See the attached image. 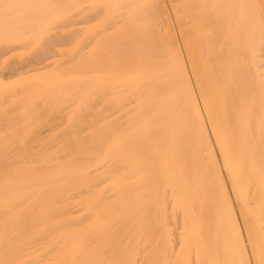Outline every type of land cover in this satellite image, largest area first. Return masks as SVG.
<instances>
[{
    "label": "rangeland",
    "instance_id": "1",
    "mask_svg": "<svg viewBox=\"0 0 264 264\" xmlns=\"http://www.w3.org/2000/svg\"><path fill=\"white\" fill-rule=\"evenodd\" d=\"M218 7L0 0V264H216L222 243L229 264H248L195 111L209 109L240 206L264 230V0L235 20L259 66L244 82L239 48L217 42ZM234 90L241 127L229 131Z\"/></svg>",
    "mask_w": 264,
    "mask_h": 264
},
{
    "label": "bare ground",
    "instance_id": "2",
    "mask_svg": "<svg viewBox=\"0 0 264 264\" xmlns=\"http://www.w3.org/2000/svg\"><path fill=\"white\" fill-rule=\"evenodd\" d=\"M84 1V0H83ZM98 1V0H96ZM138 1V0H137ZM168 1V0H166ZM172 1V0H171ZM245 0H219V7L217 10V14L213 17L214 18V24L216 27V34H217V42H221L222 40L224 41V38H226L229 43L230 46L235 47L237 46L239 55L238 60H237V66L238 69H240V71L243 74V78H242V82H244V79L248 77L249 73L254 70L255 68V72L257 74V77L260 78V74H259V70H258V65L255 62V53L253 48H251V46H248V27H247V23L245 24L244 21L242 24H237L235 22L236 18H239V9H240V5H242L244 3ZM252 1V0H251ZM107 2V1H106ZM81 3V2H80ZM102 3V2H101ZM108 3V2H107ZM116 3V2H115ZM170 3V2H169ZM175 3V2H173ZM137 4V3H136ZM257 4V3H256ZM88 5V4H87ZM91 5V4H90ZM96 5V4H95ZM170 5V4H169ZM175 5V4H174ZM246 5V2H245ZM254 5V4H253ZM164 6V5H163ZM134 7V6H133ZM172 7V6H171ZM246 7V6H245ZM254 7V6H253ZM83 8V5H82ZM80 8V9H82ZM91 8V7H90ZM168 8V7H167ZM166 8V9H167ZM207 8H209L207 6ZM117 9V8H116ZM253 9V8H252ZM137 10V9H136ZM79 11V10H78ZM251 11V10H249ZM210 12V9H209ZM239 12V13H238ZM161 13V12H160ZM86 14V13H85ZM114 14V13H113ZM254 14V13H253ZM209 15V14H206ZM241 15V14H240ZM249 15V14H248ZM258 15V13H257ZM205 16V15H204ZM141 18V17H140ZM205 18V17H204ZM211 18V17H210ZM247 18V17H246ZM176 20V19H175ZM245 20V19H244ZM237 21V20H236ZM241 21V22H242ZM149 22V21H148ZM171 25V24H170ZM263 25V23H262ZM260 26V25H259ZM7 28V27H6ZM21 31V30H19ZM225 35V36H224ZM61 38V37H60ZM227 41V42H228ZM146 43V42H145ZM2 44V43H1ZM170 46V45H169ZM218 47V46H217ZM226 48V46H225ZM223 51V50H222ZM207 52V51H206ZM260 52V51H259ZM229 53V52H227ZM190 54V53H189ZM258 54V53H257ZM127 55V54H126ZM208 55V53H207ZM228 55V54H227ZM235 55V54H234ZM122 56V55H121ZM210 56V53H209ZM232 56V55H231ZM258 56V55H257ZM38 57V56H37ZM220 57V56H219ZM226 57V56H225ZM230 57V55H229ZM228 57V58H229ZM235 57V56H234ZM236 57V58H237ZM254 58L251 59V58ZM44 58V57H43ZM223 58V57H222ZM232 58V57H231ZM249 58L250 61H247L246 59ZM220 60V58H219ZM257 60V59H256ZM35 61V60H33ZM25 62V61H24ZM141 62V61H140ZM224 62V61H222ZM232 62H234L232 60ZM31 63V62H30ZM36 63V61H35ZM225 63V62H224ZM228 63V62H227ZM235 64V63H234ZM107 65V64H106ZM141 65V64H140ZM215 65V64H214ZM226 65V64H224ZM224 65L222 66V68L224 67ZM22 66V65H21ZM218 66V65H217ZM228 66V65H227ZM258 66V67H257ZM261 66V65H260ZM28 65H26V67H21L20 69H17L15 71H9L8 73L10 75H14L19 73L21 70H27ZM32 68V67H31ZM208 68V67H207ZM211 68V67H209ZM218 68V67H217ZM221 68V69H222ZM235 68V67H234ZM47 69V68H46ZM189 69V68H188ZM191 69V68H190ZM205 69V68H204ZM226 69V68H225ZM236 69V68H235ZM1 70V69H0ZM44 68H39V69H31V71L33 72H38V71H44ZM126 70V69H125ZM124 70V71H125ZM208 70V69H207ZM211 70V69H210ZM209 70V71H210ZM227 70V69H226ZM189 71V70H188ZM193 71V70H192ZM208 71V72H209ZM219 71V70H218ZM233 71V69H232ZM22 72V71H21ZM206 72L205 71V76H206ZM214 72V70L212 71ZM234 73V72H233ZM236 73V72H235ZM212 74V73H211ZM226 73H223V75ZM5 75H7L5 73ZM190 78H191V83L193 81V78L191 77V75L194 74H189ZM196 75V74H195ZM194 75V76H195ZM210 77V76H209ZM208 77V78H209ZM226 77V76H225ZM228 77V76H227ZM235 77V76H234ZM223 78V77H222ZM206 79V78H205ZM204 79V80H205ZM203 80V81H204ZM223 80V79H222ZM226 80V79H225ZM237 80V79H236ZM210 80H208L209 82ZM234 80H232L231 82H233ZM207 82V83H208ZM236 83V82H235ZM204 84V83H203ZM208 85V84H207ZM247 85V84H246ZM191 86L194 88L193 83L191 84ZM196 86V85H195ZM201 86V85H200ZM203 86V85H202ZM197 87V86H196ZM205 87V86H204ZM234 87V86H233ZM203 89V88H202ZM213 89V88H212ZM78 90V89H77ZM205 90V89H204ZM76 91V90H75ZM202 91V90H201ZM201 91H197L196 88H194L193 92H192V97L195 98L196 102V97H197V101L198 98H200V95L202 94ZM82 92V91H81ZM69 93V92H68ZM199 95H198V94ZM205 93V92H204ZM65 94V93H64ZM217 94V93H216ZM243 94V93H242ZM247 94V93H246ZM203 95V94H202ZM219 95V94H218ZM240 95L241 93L238 92V90H234L233 92H231V100H232V104H233V108H229L228 114H227V118H226V123L228 124V130L230 131L231 128L232 130H236V128L241 127V124L239 123V117H240V111H242L238 101L240 99ZM37 96V95H36ZM199 96V97H198ZM216 96V95H215ZM246 96V95H245ZM191 98V97H190ZM217 98V97H216ZM57 99V98H56ZM218 99V98H217ZM264 101V100H263ZM69 102V101H68ZM204 102V101H203ZM202 103V102H201ZM90 104V103H89ZM193 104V103H192ZM198 104V103H197ZM13 105V104H12ZM68 105V104H67ZM195 105V104H194ZM199 105V104H198ZM150 107V106H149ZM194 107V106H193ZM196 107V106H195ZM114 108V107H113ZM9 109V108H7ZM78 112V111H77ZM197 112V116L200 118L201 121H203V128H204V134L206 136V144L211 146V153L216 151L218 153V156L215 159V165L218 167L219 170V177H220V183L221 186H223V197H225V203L227 210L228 208L233 212V214H235V221L237 224V228L235 230V234H233V241L239 246V250L238 252V256L240 260L245 259L246 262L248 264H264V230L263 228H258L255 223L252 224V220H250L248 217H246L243 208L240 206L239 203V197L237 195V191L240 188V184H239V180L237 178V174L236 173H226V168L224 169L221 162H222V156L220 154V150H218V144L215 142V140L217 139V134L213 132L214 129L213 126H211L210 124V119L208 117H210L209 114V109L203 108V104H200L199 107L196 109ZM114 113V112H113ZM213 113V112H212ZM213 115V114H212ZM12 116V115H11ZM108 116V115H107ZM213 118V116H212ZM2 120V119H1ZM27 120V119H26ZM211 120H214L211 119ZM29 122V121H27ZM5 124V123H4ZM13 124V123H12ZM205 124V126H204ZM41 125V124H40ZM200 125V124H199ZM213 125V124H212ZM252 126V125H251ZM106 127V126H105ZM134 127V126H133ZM104 130V129H103ZM216 132V131H215ZM261 132V131H260ZM253 134V133H252ZM262 134V133H260ZM139 135V134H138ZM95 136V135H94ZM152 136V135H151ZM6 138V137H5ZM255 138V135H254ZM262 138V137H261ZM77 140V139H76ZM149 140V139H148ZM2 141V140H1ZM84 141V140H83ZM59 142V141H58ZM82 142V141H81ZM264 142V141H263ZM257 143V142H256ZM204 146V145H203ZM259 146V145H258ZM60 147V146H59ZM207 147V146H206ZM215 148V150H214ZM223 148V147H222ZM16 149V148H15ZM40 149V148H39ZM92 150V149H91ZM50 151V150H49ZM129 151V150H128ZM87 152V151H86ZM124 152V151H123ZM224 153V152H223ZM97 154V153H96ZM126 155V154H125ZM213 155V153L211 154ZM81 156V155H80ZM97 157V156H96ZM259 158V157H258ZM257 159V158H256ZM90 160V159H89ZM88 160V161H89ZM260 160V159H259ZM257 161V160H256ZM89 164V163H88ZM258 165V164H257ZM91 166V165H90ZM261 167V166H260ZM86 168V167H85ZM25 169V168H24ZM256 177V176H255ZM229 181V182H228ZM230 183V187L229 184ZM220 193V191H219ZM222 195V194H221ZM221 195H219L218 197H220ZM255 204H250L249 203V208H247L250 212L255 211L256 208H258V204L259 199L255 198L254 199ZM71 202V201H70ZM167 202V201H166ZM62 205V204H61ZM221 205V203L219 204V206ZM248 207V205H247ZM259 210V209H258ZM100 212V211H99ZM226 212V211H224ZM228 212V211H227ZM231 213V212H230ZM229 216V214H228ZM180 217V216H179ZM201 217V216H200ZM229 220V219H228ZM228 223V222H227ZM218 225V224H217ZM228 225V224H227ZM231 225V223H230ZM229 225L228 229L231 227ZM217 228V227H214ZM209 229V228H208ZM216 230V229H215ZM227 230V229H226ZM178 231V230H177ZM209 231V230H208ZM211 232V231H210ZM224 232V231H223ZM232 232V231H230ZM207 233V232H206ZM228 233V232H227ZM152 234V233H151ZM211 234H214L211 232ZM224 234V233H223ZM229 235V234H228ZM227 236V235H225ZM209 240H210V236ZM212 238L214 240V236L212 235ZM228 238V237H227ZM231 238V237H229ZM226 240V239H225ZM54 241V240H53ZM220 241V239L218 240ZM224 241V240H223ZM230 241L232 243V240H229V244ZM85 242V241H84ZM212 242V241H211ZM210 242V243H211ZM87 243V242H85ZM209 243V244H210ZM219 243V242H218ZM218 243L216 245H218ZM212 244V243H211ZM223 244V243H222ZM222 244L220 247L217 248V263L216 264H229L230 261L232 260L231 255H225L224 254V250L222 247ZM233 245V244H232ZM176 246V245H175ZM213 246V244H212ZM225 246V244H224ZM4 247V246H3ZM228 247V246H226ZM225 247V248H226ZM2 248V247H1ZM10 249V248H9ZM177 249V248H176ZM1 250V249H0ZM3 250V249H2ZM9 251V250H8ZM11 251V250H10ZM229 251V250H228ZM4 252V251H3ZM2 252V253H3ZM15 252V250H14ZM9 253V252H8ZM229 253V252H228ZM12 256V255H11ZM10 256V257H11ZM13 258V257H11ZM95 259V258H94ZM9 260V259H8ZM67 260V259H66ZM7 261V258H6ZM2 262V261H1ZM0 262V263H1ZM5 262V261H4ZM12 262V261H11ZM18 263V262H17ZM36 263V262H35ZM245 263V262H244ZM232 264V263H231Z\"/></svg>",
    "mask_w": 264,
    "mask_h": 264
}]
</instances>
